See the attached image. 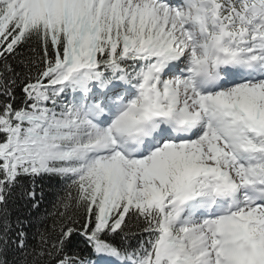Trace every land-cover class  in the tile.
Returning <instances> with one entry per match:
<instances>
[{
	"label": "snow or ice",
	"instance_id": "obj_1",
	"mask_svg": "<svg viewBox=\"0 0 264 264\" xmlns=\"http://www.w3.org/2000/svg\"><path fill=\"white\" fill-rule=\"evenodd\" d=\"M0 264H264V0H0Z\"/></svg>",
	"mask_w": 264,
	"mask_h": 264
}]
</instances>
